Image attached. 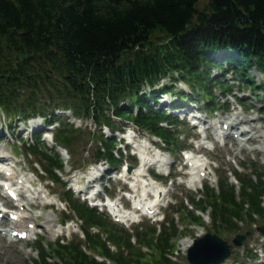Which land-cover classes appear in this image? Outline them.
<instances>
[{"label": "trees", "instance_id": "16d2710c", "mask_svg": "<svg viewBox=\"0 0 264 264\" xmlns=\"http://www.w3.org/2000/svg\"><path fill=\"white\" fill-rule=\"evenodd\" d=\"M14 53L28 57L14 60ZM218 66L227 67L244 83L243 78L254 82L252 67L264 74V0H0V107L7 113L45 114L55 104L113 126L105 113L112 110L169 143V133L157 126L163 116L142 110L135 115L127 108L136 104L151 109L147 94L155 99V82L169 75L183 79L195 96L214 99L213 82L228 86L210 77L211 68ZM146 84L152 89L141 93ZM165 85L161 90L171 88ZM259 87L264 89V80ZM123 100L126 106L119 105ZM86 132L89 141H101L113 162L111 139ZM82 135L83 131L65 126L55 138L73 153L75 139ZM95 155L103 154L96 149ZM53 161L59 164L56 154ZM242 190L248 207L235 203L230 187L221 190L219 202L215 194L204 202L213 207V220L221 227L237 229L236 220L244 216L253 220L252 212L264 219L260 206L264 183H244ZM79 215L87 226L105 229L109 240L123 247L113 253L98 235L89 237L95 251L115 264L158 259L171 264L164 252L173 247V224L171 232L163 229L154 236L151 229L140 237L138 242L151 248V253H143L93 212L82 209ZM189 215L192 221L198 219ZM53 251L56 261L41 257L35 264H105L78 245H59Z\"/></svg>", "mask_w": 264, "mask_h": 264}, {"label": "rangeland", "instance_id": "374dc122", "mask_svg": "<svg viewBox=\"0 0 264 264\" xmlns=\"http://www.w3.org/2000/svg\"><path fill=\"white\" fill-rule=\"evenodd\" d=\"M202 2L206 1V0H201ZM252 75H256L258 76L259 74L256 71H251ZM226 78H230V76H227ZM181 83H176V86H181ZM245 95L247 96V98L243 99H250L251 101H254L255 99L250 95V93L248 91H246ZM167 97L171 100L174 99L173 93H169L167 94ZM161 101H164V98H161ZM250 100L246 101V105L249 106L250 104ZM183 101V100H182ZM201 110V109H200ZM238 113H240L242 116H244L245 119L249 120V122H251L252 124L256 125L258 127V134H260L257 138H256V142H248L244 144V148L243 150H239V143H235L232 138L229 136L227 138V143L223 146L217 145L216 148L213 151H203L202 155L204 157L209 156L212 159H215L214 163L218 164V167H214L213 168V172L215 173V175H222L224 170L227 169H234L236 167H239V164L244 162L245 164H249L250 160H252L253 158H255L256 155H260L261 153L257 150H252L251 148H253L256 145H261L264 147V143H262L261 141L264 139V113L261 111V109L257 108V109H249V110H245L242 107H239L237 105H235L234 103H232V107L230 112L228 113L230 116L235 117ZM39 119L40 118H35V124H39ZM212 121H217L218 117H217V113L216 115H214L212 118ZM0 121L8 123L10 121L9 118H7L6 116L3 117V115H0ZM234 121V120H233ZM25 123V122H24ZM87 123H89L90 125H92L89 121H87ZM31 124L30 121L29 123H27L26 127L30 128ZM24 127V126H23ZM25 127V128H26ZM246 127H249V124L247 123ZM187 128V135H194L193 132V128H191L190 126H186ZM14 130L16 131H21L22 134H27L24 131H22V123L17 124V126L14 127ZM232 130H234V128L230 129V133L232 132ZM139 136V140L143 141L142 144H144L146 147L148 145L147 140L148 139H152L150 137L149 134L147 133H142V131H140V133H136ZM16 135V134H15ZM4 141H9L11 142L12 136L9 133L8 130H5V134H4ZM187 145L191 146V148H194L197 145V141H194L193 143H191V138L188 139L187 141ZM0 150H2L4 152V154H6L7 157V162H13L15 159L13 158V156L11 155L12 150L10 149V145L6 144L3 145L0 143ZM154 152V150H151L150 154H152ZM176 155L178 156V151H175ZM206 155V156H205ZM62 157L64 159L68 158V154L63 153ZM19 159L21 160L20 163L16 164V168L19 169L20 167L23 168V170L21 171L23 174H25L26 177H30V178H35L34 175H32L31 173H28V169L31 167L30 166V162L28 160L27 157L23 156L20 154ZM75 163H77V161H75ZM207 164H209V160L206 161ZM264 164V162H262ZM130 164V163H129ZM39 167V165H38ZM68 167V165L66 166ZM66 171H69V169L67 168ZM137 172V168L132 167V173H136ZM81 177V175H76V176H72L71 177V182L74 183L76 180H78ZM203 182H205V180H202ZM110 184L112 185V181H110ZM87 186V184L84 182L83 184H78V188L84 189ZM126 185L123 183L122 181H116L111 189L110 192L111 194H115L117 193L118 188H122L125 187ZM173 187L176 188V192H174L173 194L171 193V197L173 196L174 200L178 201L176 204L170 205L167 209H165L164 213L166 215V217H170L173 215L174 218L177 216V218H175V221L177 222L178 225V235L176 238L173 239V241L175 242V247L177 249V259L182 261V263H184L185 257H184V249H183V239L187 238V239H191L193 238L195 235L200 234L201 232H204L207 229V226H198V225H189L187 228V225H185V223L182 221V217L179 216V213H173V210L175 208V206L178 205L179 201L181 198L185 197L188 198V196L190 194H193L194 191L187 188L184 185H173ZM165 192V189H168V187L166 188H162ZM58 190V188L55 185L49 186V191L50 194H47V190L44 189V194L47 195L46 198H43L41 200L42 203H45L47 201H54L55 204L53 207L51 208H42V206H40L39 208L36 209H32L31 208V213L32 215H36L39 213H43L44 217L46 218L48 215L57 218V217H61L62 216V211L63 208H61V206L59 205L58 202V195L56 191ZM1 194V193H0ZM79 194V193H78ZM166 195H164L165 197ZM55 197V198H52ZM121 204H123L125 206L126 202L123 198L120 199ZM185 202V201H184ZM188 205H190L188 203ZM128 206V205H126ZM44 218V219H45ZM39 220L38 223L42 224L43 220ZM145 223H153L150 220L144 221ZM184 223V224H183ZM75 221L70 222V227L68 229L69 233H68V237L72 236L73 231L76 229L75 226ZM1 228V226H0ZM56 229V233H59V228L55 227ZM252 232L249 235V237H247L245 239V241L243 242V244L241 246H234L233 250L234 253L232 254V256L229 258L228 262L226 264H235V261L233 260L234 257H241V254L243 253V251H246L247 248L249 249H256L255 247H257V242L261 243L263 240L261 238H259V236H257V232L253 229H251ZM55 234L53 236H55ZM222 237H224L225 239H227L230 243H231V238L234 235V232H225L224 234H220ZM33 236V235H32ZM28 248V252L25 253L24 249ZM182 248V249H180ZM154 255V254H153ZM155 256V255H154ZM37 254L35 253V251L29 247V242H10L8 240L5 239V237L2 235V233L0 232V264H33L32 259L36 258ZM257 261L255 260V263ZM264 263V262H262ZM150 264V261H149ZM157 264H162V263H157Z\"/></svg>", "mask_w": 264, "mask_h": 264}, {"label": "water", "instance_id": "95a60500", "mask_svg": "<svg viewBox=\"0 0 264 264\" xmlns=\"http://www.w3.org/2000/svg\"><path fill=\"white\" fill-rule=\"evenodd\" d=\"M7 38V36H5ZM21 58L26 54H16ZM225 243L214 235H207L195 241L188 250V259L192 264H211L219 261L225 255Z\"/></svg>", "mask_w": 264, "mask_h": 264}, {"label": "bare ground", "instance_id": "6f19581e", "mask_svg": "<svg viewBox=\"0 0 264 264\" xmlns=\"http://www.w3.org/2000/svg\"><path fill=\"white\" fill-rule=\"evenodd\" d=\"M244 120H243V118H241L240 119V123L241 122H243ZM236 130L238 131L239 130V128L238 127H236ZM248 132V131H247ZM247 132H245L244 134H247ZM255 134V131L251 134V135H254ZM154 163V162H153ZM200 166V168L202 169L203 167H202V165H198V167ZM205 168V167H204ZM125 173H127V172H125ZM129 173V172H128ZM137 176L138 177H135L134 178V180H132V183L135 185V184H139V185H141L142 184V190H143V192H144V195H146V186H147V184H146V181H145V179L143 178V172H139V173H137ZM139 177H140V179H142V180H140L139 179ZM196 180L197 179H194V178H192L190 181H189V185H190V187L191 188H193V189H196V187H197V182H196ZM150 186L151 187H149V190H151V191H154V192H156V188L155 187H152V184H150ZM160 195L161 194V192L160 193H157V195ZM143 195V196H144ZM159 195L157 196V198L158 199H160V197H159ZM133 199V201L134 202H137V203H143V202H147L148 201V197L147 196H145V198H140V197H133L132 198ZM111 210L112 211H114V212H116V214H121L122 215V213H120L119 212V203H116L114 206H111ZM122 216H124V215H122ZM49 221V220H48ZM50 222V221H49ZM46 230H47V232H48V234H52V227H46L45 228ZM188 239L187 238H184L183 239V248L184 247H186L187 245H188Z\"/></svg>", "mask_w": 264, "mask_h": 264}]
</instances>
